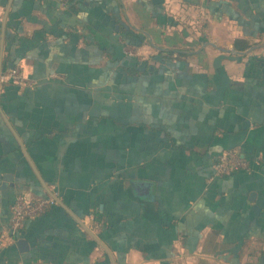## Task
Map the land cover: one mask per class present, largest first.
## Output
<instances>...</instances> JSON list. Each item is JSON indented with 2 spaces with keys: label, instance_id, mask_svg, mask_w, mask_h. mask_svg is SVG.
Segmentation results:
<instances>
[{
  "label": "crops",
  "instance_id": "0c3cea01",
  "mask_svg": "<svg viewBox=\"0 0 264 264\" xmlns=\"http://www.w3.org/2000/svg\"><path fill=\"white\" fill-rule=\"evenodd\" d=\"M4 62L37 85L2 113L115 264H264V0H12ZM230 148L259 165L214 176ZM19 194L48 196L0 114V234ZM24 222L0 264H111L58 204Z\"/></svg>",
  "mask_w": 264,
  "mask_h": 264
},
{
  "label": "built area",
  "instance_id": "2783aa9c",
  "mask_svg": "<svg viewBox=\"0 0 264 264\" xmlns=\"http://www.w3.org/2000/svg\"><path fill=\"white\" fill-rule=\"evenodd\" d=\"M136 47L133 45H125V53L127 55H134ZM52 79H60L61 76L51 75ZM12 81L19 87L33 89L37 85V81L24 76L20 70L14 66L10 71L6 70L1 73L0 81ZM259 165V156L253 160L247 159L243 156L238 148H230L221 151L213 165L214 176H225L236 171H244L250 173L253 167ZM56 202L50 196L27 198L24 195L15 196L10 206V220L7 231L0 234V248L15 241V234L26 220H32L38 215L42 214Z\"/></svg>",
  "mask_w": 264,
  "mask_h": 264
},
{
  "label": "water",
  "instance_id": "95a60500",
  "mask_svg": "<svg viewBox=\"0 0 264 264\" xmlns=\"http://www.w3.org/2000/svg\"><path fill=\"white\" fill-rule=\"evenodd\" d=\"M12 3V0H7L6 6H5V10H4V14H3V20L1 23V30H0V76L2 73V49H3V41H4V35H5V20L6 17L8 15L9 12V8L10 5ZM15 64L13 62H10L8 64V71L12 70L14 68ZM0 114L2 116V118L4 119L5 123L7 124V126L10 128L11 132L13 133V135L15 136L25 158L27 159L29 165L31 166L33 172L35 173V175L37 176L39 182L41 183L43 189L45 190V192L48 194V196H50L51 198H53L56 202V204H58L59 206H61L70 216H72V218L95 240V242L97 244H99V246H101V248H103V250L107 253V255L109 256L110 262L111 264H115L114 258L112 256V253L110 251V249L102 242L101 239H99L81 220L80 218H78L75 214H73L67 207L66 205L46 186V184L44 183L42 177L40 176L38 170L36 169V167L34 166V164L32 163L27 150L24 147V144L22 143V141L20 140V138L17 136L16 132L14 131V129L12 128V126L10 125L9 121L7 120V118L4 116V114L2 113L1 109H0ZM16 245L18 246V248L20 250L25 249L27 247V243L24 239H18L16 241Z\"/></svg>",
  "mask_w": 264,
  "mask_h": 264
},
{
  "label": "trees",
  "instance_id": "16d2710c",
  "mask_svg": "<svg viewBox=\"0 0 264 264\" xmlns=\"http://www.w3.org/2000/svg\"><path fill=\"white\" fill-rule=\"evenodd\" d=\"M119 32L121 34V37H122V46L124 45H133L135 47L139 46L145 39V36L143 34H141L140 32H135L131 29H129L127 26H123L120 24V28H119ZM246 46V44H245ZM176 56H173V54L175 53V50H164L163 52H161V56L162 58H175V59H182L184 57L187 56L186 53H183L181 51H176ZM14 63V62H13ZM6 69V62L3 63V66H2V70L4 71ZM126 70L128 72H130V69L129 68H126ZM4 85L5 86H10V87H13L14 89H19L20 87L15 84L14 82L12 81H6L4 82ZM255 158V155L252 156V157H248L247 159H250V160H253ZM43 197H47V196H43ZM57 204L51 206L50 208L56 206ZM50 208H48L47 210H49ZM46 210V211H47ZM46 211H44L43 213H45ZM42 213V214H43ZM41 215V214H40ZM38 215V216H40ZM37 216V217H38ZM94 219L97 220L96 216H94ZM28 221V220H26ZM25 221V222H26ZM24 222V223H25Z\"/></svg>",
  "mask_w": 264,
  "mask_h": 264
}]
</instances>
